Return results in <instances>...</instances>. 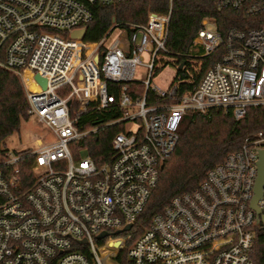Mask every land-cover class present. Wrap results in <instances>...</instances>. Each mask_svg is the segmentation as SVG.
Returning a JSON list of instances; mask_svg holds the SVG:
<instances>
[{
	"label": "built area",
	"instance_id": "1",
	"mask_svg": "<svg viewBox=\"0 0 264 264\" xmlns=\"http://www.w3.org/2000/svg\"><path fill=\"white\" fill-rule=\"evenodd\" d=\"M113 1L120 0H0V69L18 79L37 125L33 148L9 151L0 161V264H104V258L120 264L122 251L130 264H253L254 227L264 223V183L260 214L250 206L263 131L247 135L194 190L172 197L138 236L130 229L177 145L188 110L220 107L238 119L248 107L264 106V0H211L248 19L245 28L225 30L214 18L201 20L183 55L218 56L195 88L180 95L176 74L185 62L178 64V57L172 58L169 85H151L170 54L165 41L175 0H167L164 13L148 12L144 22L118 24L113 18L98 41L70 36L85 30L92 5ZM117 28L125 41L107 45ZM143 52L150 61L139 96L130 93V82L137 81ZM36 74L45 79L44 88ZM148 88L165 102L150 104ZM85 98V107L74 113ZM134 107L136 113L129 111ZM112 108L121 115L91 128L77 125L83 113ZM131 121L140 126L127 129ZM111 123L123 129L111 139L109 158L96 163L88 154H73L84 136ZM24 157L32 158V180L21 189L16 164Z\"/></svg>",
	"mask_w": 264,
	"mask_h": 264
},
{
	"label": "trees",
	"instance_id": "2",
	"mask_svg": "<svg viewBox=\"0 0 264 264\" xmlns=\"http://www.w3.org/2000/svg\"><path fill=\"white\" fill-rule=\"evenodd\" d=\"M167 0H120L109 4L92 5V19L85 27L84 41H98L116 23L127 21L144 22L148 12L164 13ZM214 18L219 29L236 26L245 28V16L232 9H218L211 0H175L172 3L168 35L165 47L169 55L178 57V95L192 91L198 84L205 68L217 59L213 53L205 57L184 56L190 47L201 20ZM184 54V55H183ZM182 55V56H181ZM181 56V57H180ZM156 67L158 74L166 65ZM177 78V77H176ZM176 78L174 80H176ZM144 86L140 81L130 82V93L141 96ZM146 100L150 104H161L165 100L147 89ZM170 102L176 99L169 100ZM121 115L115 108L102 111H88L78 117L77 125L91 128L99 123L111 121ZM31 118L18 79L0 69V161L8 156L6 139L20 130L24 122ZM123 129L122 123H111L84 136L79 143L96 163H102L112 153L110 142L116 132ZM264 132V106L248 107L243 117L236 119L231 110L220 107L210 108L204 113L188 110L179 126V139L171 155L161 165L158 180L149 198L132 224L133 238L138 236L175 195L194 190L204 179L207 171L220 163L224 157L237 150L247 135ZM17 153V151H14ZM32 158L24 157L17 162L21 189L32 180L30 165ZM253 264H264V224L254 227V241L250 251ZM117 260L120 264H130L126 251Z\"/></svg>",
	"mask_w": 264,
	"mask_h": 264
},
{
	"label": "rangeland",
	"instance_id": "3",
	"mask_svg": "<svg viewBox=\"0 0 264 264\" xmlns=\"http://www.w3.org/2000/svg\"><path fill=\"white\" fill-rule=\"evenodd\" d=\"M122 30L120 29H115L111 35L108 37L106 44L110 45L115 39H120L121 41H125V36H121ZM62 35H65V33H60ZM151 49V48H150ZM173 56L169 55L166 57V65L160 70L158 74H153L152 76V81L151 85H156L158 87H166L169 85L172 75H173V64L172 62ZM149 53L148 52H143L141 54L140 58V63L137 64L136 69H135V74L134 78L137 81H145L147 79V70H146V65L149 63ZM31 87H34L32 83L29 84ZM129 111L136 113L137 107H134L133 109H129ZM36 121L34 118H30L29 121L24 122L20 130L16 133H13L6 139V147L8 148L9 151H25L27 149L33 148V136H36ZM127 129L130 130H136L140 125L136 121H131L127 123L126 125ZM73 154L75 156H80L83 157L86 155L84 149H76ZM112 260V259H111ZM104 264H108L106 261V258L103 259Z\"/></svg>",
	"mask_w": 264,
	"mask_h": 264
},
{
	"label": "water",
	"instance_id": "4",
	"mask_svg": "<svg viewBox=\"0 0 264 264\" xmlns=\"http://www.w3.org/2000/svg\"><path fill=\"white\" fill-rule=\"evenodd\" d=\"M85 33L84 29H79V30H74L70 33V36L72 38H83ZM35 79L38 80L42 87L44 88L46 85V81L44 78L40 77L38 74L35 75ZM264 183V150H261L259 153V160L257 162V176L255 179V184H254V195L251 199V203L250 206L252 207V209L256 212L257 215L260 214V209L257 206V200L260 198L261 196V192H262V186ZM261 221L263 222V215L260 216V219H257V222ZM264 224V223H263ZM130 228V224H127L124 229H129ZM105 232L101 233L98 237H102L105 236ZM81 242H84V239L81 240ZM117 243H115L116 245Z\"/></svg>",
	"mask_w": 264,
	"mask_h": 264
},
{
	"label": "bare ground",
	"instance_id": "5",
	"mask_svg": "<svg viewBox=\"0 0 264 264\" xmlns=\"http://www.w3.org/2000/svg\"><path fill=\"white\" fill-rule=\"evenodd\" d=\"M27 80H28V85L31 83L30 81H29V76H27ZM33 84V83H32ZM33 86L34 87H31L30 85H29V87L30 88H32V89H36V87H35V85L33 84ZM87 102H88V100H87V98H85L84 99V101H78V103H77V106H76V108H75V112L74 113H77L79 110H81V109H83L84 107H85V105L87 104Z\"/></svg>",
	"mask_w": 264,
	"mask_h": 264
}]
</instances>
